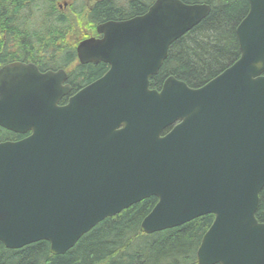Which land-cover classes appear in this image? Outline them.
Masks as SVG:
<instances>
[{"label":"water","instance_id":"95a60500","mask_svg":"<svg viewBox=\"0 0 264 264\" xmlns=\"http://www.w3.org/2000/svg\"><path fill=\"white\" fill-rule=\"evenodd\" d=\"M248 2L240 59L200 88L172 76L150 88L170 46L210 13L181 0L98 26L103 37L81 42L79 58L110 69L64 106L71 88L61 73L2 67L0 126L32 135L0 144V242L47 241L63 255L105 219L156 197L143 233L212 214L199 264H264V0Z\"/></svg>","mask_w":264,"mask_h":264},{"label":"trees","instance_id":"16d2710c","mask_svg":"<svg viewBox=\"0 0 264 264\" xmlns=\"http://www.w3.org/2000/svg\"><path fill=\"white\" fill-rule=\"evenodd\" d=\"M153 1L104 0L92 12L84 8L81 14L73 15L61 12L56 0H0V66L22 57L37 59L39 52L31 50L30 41L56 35L65 38L76 16L79 25L93 26L94 30L96 24L107 20L142 15ZM182 1L207 4L210 13L172 44L160 71L150 79L152 89L160 90L170 76L191 88H200L241 57L236 29L249 13L247 0ZM60 49L69 57L73 53L71 46ZM105 68L102 63L79 65L72 79L74 88L78 90L96 80ZM11 135L0 128V138ZM157 202L156 197H150L105 219L63 255H53L47 241L21 249H8L0 242V264H198L196 251L214 216H201L179 227L143 234L141 222ZM256 217L264 223V188Z\"/></svg>","mask_w":264,"mask_h":264},{"label":"flooded vegetation","instance_id":"af4514ba","mask_svg":"<svg viewBox=\"0 0 264 264\" xmlns=\"http://www.w3.org/2000/svg\"><path fill=\"white\" fill-rule=\"evenodd\" d=\"M102 1L104 0H56V3L58 9L61 12L67 10L68 13L74 15V14H81L84 8H87L88 11L92 12L95 6ZM113 1L114 2L118 1L119 3L122 2L120 0H113ZM60 2H63V5H61ZM107 21H111V20H107ZM101 23L96 24L93 30V26L88 28L86 24L79 25V23L76 22L75 25L72 28H70L68 33L65 35V38L56 35L54 38H50V39L42 38V39L31 40L30 43L33 45V48L31 50H35L39 52L38 58L32 60L30 58L22 57V58L10 60L8 61V63L16 62V61H20L24 63H33L37 65L39 70L42 72H47L50 70L51 71L63 70L67 74V80L65 81V84H68L72 87L71 92L69 94L72 95L73 93L78 91L76 90V88H74V85L72 83L74 72L77 69V67L80 65L77 56V46L80 41H83L85 39L92 37L93 38L102 37V35H99L97 33V27ZM69 46L73 48V53L71 54L70 57L67 54H65L64 52L65 50L62 51V49H60L61 47H69ZM12 50L17 51L18 49L16 48ZM94 65H98V64H94ZM104 65H106L105 71L99 77L103 76L109 69V66L107 64ZM1 129L3 130V128ZM6 131L12 134L11 137L8 136L6 138H0V142L20 141L31 134V132L17 133L8 130Z\"/></svg>","mask_w":264,"mask_h":264}]
</instances>
